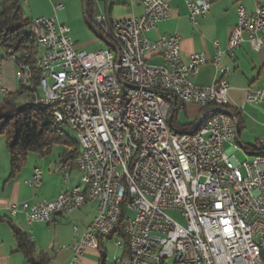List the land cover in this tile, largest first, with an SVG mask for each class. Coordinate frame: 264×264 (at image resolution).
<instances>
[{
	"label": "built area",
	"instance_id": "obj_1",
	"mask_svg": "<svg viewBox=\"0 0 264 264\" xmlns=\"http://www.w3.org/2000/svg\"><path fill=\"white\" fill-rule=\"evenodd\" d=\"M139 3L140 18L92 17L91 27L106 45L96 52L77 49L70 28L54 18L33 19L30 26L46 48L44 90L33 103L50 102L53 118L84 143L85 167L78 186L54 200L11 204L10 214L21 213L28 224H52L56 216L96 204L90 224L82 233L73 225L74 243L61 247L73 253L69 264H77L97 239L110 238L121 221L127 252L124 241L115 239L123 254L110 264H258L264 254V151H257V144L264 138L255 143L250 159H236L241 148L233 115L215 104V97L227 99V84L193 83L210 61L203 53L183 61L177 34L149 40L147 33L169 19L170 7L167 0ZM185 4L193 24L210 8L206 1ZM242 44L251 52L264 49V7L248 12L238 6L226 48L213 42L217 71H229L220 60ZM147 54L162 63H148ZM21 69L25 65L16 64L19 84ZM167 82L186 88L185 104L210 100L201 125L184 132V139H175L170 127L172 107L184 105H178ZM245 101L264 103V89L246 90ZM67 169L60 164L54 172L65 182ZM41 178L42 170L36 169L25 184L36 190ZM168 212L178 213L183 223Z\"/></svg>",
	"mask_w": 264,
	"mask_h": 264
},
{
	"label": "crops",
	"instance_id": "obj_2",
	"mask_svg": "<svg viewBox=\"0 0 264 264\" xmlns=\"http://www.w3.org/2000/svg\"><path fill=\"white\" fill-rule=\"evenodd\" d=\"M22 9L30 20L36 18H54L57 23L71 28L77 49L96 52L106 48L101 38L94 32L85 15V3L82 0H23ZM170 7L168 20L159 22L156 28L147 33V38L156 40L162 35L177 34L180 37V57L186 61L190 55L203 53L210 61L201 66L198 73L192 77L193 83L199 86H210L223 80L227 86V107L238 113L239 126L236 142L241 150L235 153L239 161L250 159L255 143L264 138V103H248L245 101L246 90L264 89V49L251 52L242 44L233 55H223L220 64L228 68V72L220 73L212 63L215 55L213 42H217L220 50L228 44L230 35L236 25V10L243 6L252 12L257 5L264 7V0H193L206 1L210 4L209 11L204 17H197L193 24L188 18L186 0H167ZM140 0H91L92 16L104 15L107 20L114 21L128 18H140L142 8ZM62 9L54 10L55 5ZM84 20L87 30L73 31L79 26L80 18ZM99 47L97 50H93ZM145 59L150 64H161L158 56L147 54ZM0 99L7 93L17 89L15 79L16 65L13 59L4 56L0 48ZM184 105L182 109H173L176 127L190 128L195 125L204 114V109L193 103L178 102ZM191 107L196 113L194 119L186 124L178 122L179 114L187 116V108ZM1 139V138H0ZM57 153L53 148L50 155L41 157L30 153L22 170L9 179L10 159L5 142L0 140V264H28L23 254L17 251L11 225L24 233L33 245L35 253H43L49 258V264H69L73 258L72 251L60 249L62 246L72 245L74 235L72 226L77 225L82 233L97 214V205L88 204L83 210L69 215L56 216L52 224H28L21 213L11 215V204L25 202L29 205L43 200H54L61 192L80 184V173L75 164L62 163L59 159L64 147ZM228 150V148H226ZM60 164L68 167V180L65 183L62 176L54 171ZM42 170L41 186L33 190L25 184L34 170ZM110 239H97L78 258L77 264H110L112 258L123 254L114 245L110 246ZM103 254L105 255L103 258ZM167 264V263H166ZM172 264V263H171Z\"/></svg>",
	"mask_w": 264,
	"mask_h": 264
},
{
	"label": "trees",
	"instance_id": "obj_3",
	"mask_svg": "<svg viewBox=\"0 0 264 264\" xmlns=\"http://www.w3.org/2000/svg\"><path fill=\"white\" fill-rule=\"evenodd\" d=\"M82 1L85 3V0ZM84 13L87 21L90 22L92 16L91 0H87ZM31 21L25 16L21 0H0V48L5 57L14 60L15 65L22 63L28 66L33 77L31 86L17 83L15 92L7 93L0 99V138L4 137L5 139V146L10 159L9 179L14 178L22 170L30 153L45 157L51 154L55 146L64 147L59 159L62 163L70 162L72 165H76L80 151L75 138L70 137L63 130V126L66 125L57 124L49 108L33 103L31 92L36 91L38 86L39 72L35 67V61L39 49L29 31ZM21 98L24 99V102L20 104L19 99ZM224 108L233 115L237 135L238 113L234 109H229L227 105ZM174 119L175 114L173 112L170 118V127L178 133L193 131L202 123V119H200L190 128L176 127ZM121 228L122 221L115 233L108 239H122L124 252H127L128 246ZM11 229L17 251L23 254L28 264H49V258L45 254L35 253L33 245L24 233L12 225ZM104 256L103 254V258Z\"/></svg>",
	"mask_w": 264,
	"mask_h": 264
},
{
	"label": "bare ground",
	"instance_id": "obj_4",
	"mask_svg": "<svg viewBox=\"0 0 264 264\" xmlns=\"http://www.w3.org/2000/svg\"><path fill=\"white\" fill-rule=\"evenodd\" d=\"M31 24H33V20L31 21ZM30 33L32 35V38L34 39L38 49L39 54L35 61V67H37L39 75H38V86L36 88V91H34L32 94V100H39V91L38 89H41V91L44 90V82H45V74H44V62L46 61V48L44 46V41L42 37H40L39 33H36V28L30 26ZM20 65H24L20 63ZM21 78L23 81L20 82V84L25 86H31L32 85V75L30 72V69L28 66L25 65V69H21ZM36 79V78H35ZM30 88V87H29ZM167 89L171 92V94H174L175 98L178 99V102H185L186 98V88L178 82H167ZM35 105H39L42 107H47L50 109V102H38L34 103ZM215 104L220 105L221 109H225L224 106L227 105V99H224L223 97H215ZM198 105L204 109V111L207 110V107H210V100H201V102H198ZM53 117V115H52ZM54 119V118H53ZM234 120V119H233ZM54 121L61 125L60 122L57 121V119H54ZM235 123V121H234ZM174 138L175 139H184V133H178L174 132ZM76 141L79 144L80 151L79 155L76 159V166L77 170L80 173V177H82V168L85 167V156H86V149L84 143L78 140L76 137ZM257 151H264V143L257 144ZM68 180V169H67V179H65V183ZM61 249V248H60ZM196 264H209L206 261H196ZM258 264H264V254H260L258 256Z\"/></svg>",
	"mask_w": 264,
	"mask_h": 264
},
{
	"label": "rangeland",
	"instance_id": "obj_5",
	"mask_svg": "<svg viewBox=\"0 0 264 264\" xmlns=\"http://www.w3.org/2000/svg\"><path fill=\"white\" fill-rule=\"evenodd\" d=\"M23 3H24V1L21 0V5L22 6H24ZM87 28L88 27H86V25H85L84 20L82 19V17L80 18L79 26H77L76 28H73L72 27L73 31H76V32L82 31V30H87ZM70 30H71V28H70ZM97 49H99V47H95L93 50H97ZM86 51L90 52V50H86ZM38 91H41V89H38ZM23 102H24V99L23 98L19 99V103L20 104L23 103ZM191 107H193V106L190 105L187 108V116H184L183 114H179V116H178V122L179 123L186 124V123H188L189 121H191L192 119L195 118L196 113L193 111V109ZM63 130H65L70 137L75 138V140H76V137L69 130V128L67 126H63ZM0 140H2L3 142H5L4 137H1ZM54 149H55V153H57L60 148H58V146H55ZM232 162L235 163V160H232ZM168 215L170 217H172L174 220H176L177 222L183 223V220L181 219V217H180V215L178 213L168 212ZM109 244H110V246H113L114 245V243L112 241ZM171 263H172V261H167V264H171Z\"/></svg>",
	"mask_w": 264,
	"mask_h": 264
},
{
	"label": "water",
	"instance_id": "obj_6",
	"mask_svg": "<svg viewBox=\"0 0 264 264\" xmlns=\"http://www.w3.org/2000/svg\"><path fill=\"white\" fill-rule=\"evenodd\" d=\"M87 5V0H85V6ZM172 111H173V107H172Z\"/></svg>",
	"mask_w": 264,
	"mask_h": 264
}]
</instances>
